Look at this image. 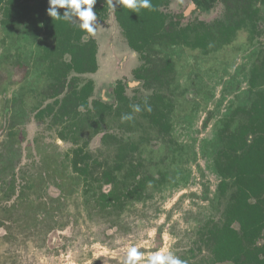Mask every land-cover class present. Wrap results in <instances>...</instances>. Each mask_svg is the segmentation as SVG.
I'll return each instance as SVG.
<instances>
[{"label":"rangeland","instance_id":"374dc122","mask_svg":"<svg viewBox=\"0 0 264 264\" xmlns=\"http://www.w3.org/2000/svg\"><path fill=\"white\" fill-rule=\"evenodd\" d=\"M253 4L252 33L239 31L209 53L159 46L146 52V60L125 45L109 3L99 16L94 9L99 25L88 37L97 55L109 58V69L91 100L117 81H140L133 70L147 61L160 84L151 77L126 93L139 99L163 94L170 102L169 121L155 126L132 107L133 118L122 121L117 106L100 126H82L75 142L63 135L56 116L36 118L31 108L37 101L42 108L52 104V90L36 79L25 43L1 24L0 13V264H122L132 245L145 258L171 250L187 264L202 258L201 248L206 255L200 235L220 221L230 197L220 190L229 179L220 178L216 162L222 150L236 154L229 152L227 135L243 121L239 108L249 109L255 98L249 91L252 71L264 66V0ZM242 6L247 8L241 0H218L212 11L198 14L191 13L192 0H170L163 12L184 15L181 26L196 19L214 32L217 22L238 21ZM167 62L172 67L162 68ZM91 75H77L79 83ZM105 134L122 140L124 153L116 143L102 142ZM102 192L120 200H104Z\"/></svg>","mask_w":264,"mask_h":264},{"label":"trees","instance_id":"16d2710c","mask_svg":"<svg viewBox=\"0 0 264 264\" xmlns=\"http://www.w3.org/2000/svg\"><path fill=\"white\" fill-rule=\"evenodd\" d=\"M241 1L247 5V8L242 6L241 18L233 24L215 23L214 32L203 22H190L181 26L182 15L170 16L163 12L170 0H152L153 10L141 9L138 12L117 5L115 17L128 46L141 58L144 55L145 60L146 52L156 50L159 46H183L192 51L209 53L212 49L229 44L239 31L252 33L257 28L252 16L257 12L253 6L254 0ZM217 2L218 0H195L205 13L212 11ZM107 3L108 0H96L93 8L98 16L100 10L107 11ZM48 6V0H0L3 19L1 24L19 32L21 42L25 43L22 47L27 52L25 60L30 62L29 67L36 72V79L49 83L52 90L48 97L54 100L52 104L42 108L41 102L37 101L31 108L36 112V118L56 116L63 124V135H71L75 142L82 126H100L109 117L111 108L98 101L90 105L94 82L86 80L84 84H80L81 80L77 77L94 74L98 69L95 40L91 37L85 39L86 33L75 22L52 19L47 15ZM64 11L59 9L61 14ZM146 64L147 61L136 71V77L143 82L152 77L155 79L153 81L160 84L159 77L151 69H147ZM168 67H172L168 62L162 66ZM162 71L164 69L159 70V73ZM261 82H264V66L252 71L249 91L256 92L255 98L253 97L249 109L239 108L244 115L243 121H240L232 135H227L229 152L236 154L228 155L226 149L222 150L216 162L220 178L231 181L229 183L224 180L220 183L222 194H230V197L220 221H211V227L206 226L207 232L200 235L199 242L206 255H202V248L199 249L198 255L202 258L195 264H264V86ZM158 93L139 99L140 101L136 99L138 102L132 103L125 96L124 86L118 84L115 90V99L120 103L117 116L123 115L121 108L124 113H129L133 104H139L144 119L148 118L155 126L160 123L168 126L170 102L163 94ZM145 101L151 105L150 112L143 110ZM23 102L18 103L19 109H22ZM65 128H69L70 132L65 133ZM93 132L101 133V129ZM107 139L111 144L116 143L118 150L124 153L123 141L116 135L105 134L102 142ZM220 139L224 141L223 133L220 134ZM125 155L119 156L124 158ZM221 159L227 162L219 164ZM127 194L130 191L124 195ZM102 196L107 201L109 198H116V202L120 200L113 193H103Z\"/></svg>","mask_w":264,"mask_h":264},{"label":"clouds","instance_id":"9594fccd","mask_svg":"<svg viewBox=\"0 0 264 264\" xmlns=\"http://www.w3.org/2000/svg\"><path fill=\"white\" fill-rule=\"evenodd\" d=\"M95 2L96 0H48L47 15L52 19L78 23L79 28L86 33L84 38L87 39L88 35H96L97 26L99 25L93 8ZM108 3L112 12H116L117 5L131 9L134 12H138L141 9L153 10L152 0H120L119 3H117V0H108ZM192 7L195 8V5L193 4ZM59 9L65 10L63 14L59 12ZM141 85L142 81L136 79H132L128 83L129 89L139 88ZM99 98L103 103L110 102L107 88L99 89ZM131 107L135 113L142 111L139 104H133ZM143 110L148 112L152 110L151 105L147 101H145ZM132 118L129 113L122 115L121 120L127 121ZM122 264H187V261L171 250H157L145 258V253L132 245L128 248Z\"/></svg>","mask_w":264,"mask_h":264},{"label":"flooded vegetation","instance_id":"af4514ba","mask_svg":"<svg viewBox=\"0 0 264 264\" xmlns=\"http://www.w3.org/2000/svg\"><path fill=\"white\" fill-rule=\"evenodd\" d=\"M195 5V8H193L192 7V12L191 13H198V14H207V13H209V12H207V13H205V12H203L202 10H200V8L198 7V5L195 3V0H192V5ZM182 15V14H181ZM185 18V16L184 15H182V18H181V20H183ZM191 22H197V20L196 19H193ZM124 37V36H123ZM124 40H125V38H124ZM125 45L127 46V48L129 49V50H132L129 46H128V44H127V42H126V40H125ZM133 51V50H132ZM133 52H135V51H133ZM137 53V52H136ZM97 60V59H96ZM143 64H144V62H143ZM142 64V65H143ZM142 65H140V66H138L137 68H135L134 70H133V74H134V76H136V71L137 70H139L140 68H141V66ZM91 80V79H90ZM118 84H122L120 81H117L111 88H109L110 90H109V92H108V95H109V97H110V102L109 103H103V102H101V100H100V98L99 97H97V98H93L92 100H91V98L92 97H94V96H96L95 94H94V92H93V95H92V97L90 98V102H89V104L91 105L94 101H98V102H100L101 104H104L105 106H107V107H110L111 108V110H109V113L108 114H112V113H114V109H116L117 108V106H120V103L119 102H117L116 101V99H115V90L117 89V86H118ZM123 86H124V88H125V96H127L129 99H130V101L132 102V103H136V102H138V101H140L139 100V98H130L128 95H127V93H126V90H127V85H124V84H122ZM138 101H137V100ZM113 110V111H112ZM116 112V111H115Z\"/></svg>","mask_w":264,"mask_h":264},{"label":"crops","instance_id":"0c3cea01","mask_svg":"<svg viewBox=\"0 0 264 264\" xmlns=\"http://www.w3.org/2000/svg\"><path fill=\"white\" fill-rule=\"evenodd\" d=\"M102 54L99 53L96 56L97 59V66L98 69L97 71L91 75V80L94 82V85L97 86V80L101 75H105V71H107V69H109V64H108V60L109 58H102L101 56ZM108 64V65H107ZM105 65H107L106 67H104ZM108 74V71L106 72ZM113 74L112 72L110 73V75Z\"/></svg>","mask_w":264,"mask_h":264}]
</instances>
